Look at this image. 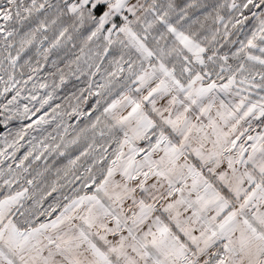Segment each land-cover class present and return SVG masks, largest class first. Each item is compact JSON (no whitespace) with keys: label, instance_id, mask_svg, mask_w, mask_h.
Instances as JSON below:
<instances>
[{"label":"snow or ice","instance_id":"1","mask_svg":"<svg viewBox=\"0 0 264 264\" xmlns=\"http://www.w3.org/2000/svg\"><path fill=\"white\" fill-rule=\"evenodd\" d=\"M0 264H264V0H0Z\"/></svg>","mask_w":264,"mask_h":264}]
</instances>
